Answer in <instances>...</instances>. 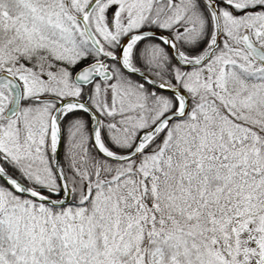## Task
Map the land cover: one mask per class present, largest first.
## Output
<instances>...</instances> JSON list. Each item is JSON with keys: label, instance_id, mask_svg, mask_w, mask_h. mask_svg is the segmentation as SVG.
Instances as JSON below:
<instances>
[{"label": "snow or ice", "instance_id": "1", "mask_svg": "<svg viewBox=\"0 0 264 264\" xmlns=\"http://www.w3.org/2000/svg\"><path fill=\"white\" fill-rule=\"evenodd\" d=\"M0 264H264V0H0Z\"/></svg>", "mask_w": 264, "mask_h": 264}]
</instances>
